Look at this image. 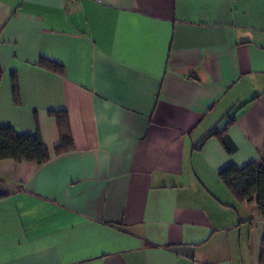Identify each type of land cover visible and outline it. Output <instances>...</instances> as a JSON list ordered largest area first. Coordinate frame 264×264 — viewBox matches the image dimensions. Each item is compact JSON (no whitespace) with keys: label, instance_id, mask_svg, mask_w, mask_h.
I'll return each mask as SVG.
<instances>
[{"label":"crops","instance_id":"0c3cea01","mask_svg":"<svg viewBox=\"0 0 264 264\" xmlns=\"http://www.w3.org/2000/svg\"><path fill=\"white\" fill-rule=\"evenodd\" d=\"M1 127L49 160L0 161V264H258L264 0H0Z\"/></svg>","mask_w":264,"mask_h":264},{"label":"trees","instance_id":"16d2710c","mask_svg":"<svg viewBox=\"0 0 264 264\" xmlns=\"http://www.w3.org/2000/svg\"><path fill=\"white\" fill-rule=\"evenodd\" d=\"M47 67L56 70L55 64L47 63ZM14 83V78H11ZM56 119L59 130V144L55 148V154L69 152L73 149V141L70 136L67 121L62 113H51ZM214 136L223 147L231 152L232 147L224 132L208 134ZM12 160L16 163H30L41 166L49 160V154L43 145L41 138L36 136L17 135L9 127L0 128V161ZM219 180L228 189L238 203L256 202L259 214L264 220V164L249 163L242 168L228 166L218 175ZM258 264H264V235H262Z\"/></svg>","mask_w":264,"mask_h":264},{"label":"built area","instance_id":"2783aa9c","mask_svg":"<svg viewBox=\"0 0 264 264\" xmlns=\"http://www.w3.org/2000/svg\"><path fill=\"white\" fill-rule=\"evenodd\" d=\"M94 1H96V0H94Z\"/></svg>","mask_w":264,"mask_h":264}]
</instances>
